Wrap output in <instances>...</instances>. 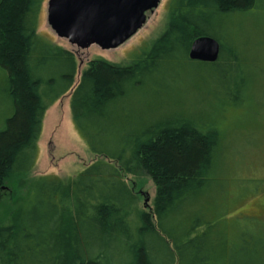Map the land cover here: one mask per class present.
<instances>
[{
	"label": "trees",
	"instance_id": "1",
	"mask_svg": "<svg viewBox=\"0 0 264 264\" xmlns=\"http://www.w3.org/2000/svg\"><path fill=\"white\" fill-rule=\"evenodd\" d=\"M44 2L0 0V84L11 110L0 129V189L34 170L45 115L72 90L73 124L105 161L66 181L34 179L28 201L0 224V264H264V220L243 230L238 220L237 232L227 221L223 131L178 98L196 65L217 104L245 103L253 70L236 21L264 0H170L160 36L124 64L92 60L77 85L74 53L39 33ZM200 37L219 42L216 63L190 60ZM124 175L152 179L151 212Z\"/></svg>",
	"mask_w": 264,
	"mask_h": 264
},
{
	"label": "rangeland",
	"instance_id": "2",
	"mask_svg": "<svg viewBox=\"0 0 264 264\" xmlns=\"http://www.w3.org/2000/svg\"><path fill=\"white\" fill-rule=\"evenodd\" d=\"M169 1L162 0L154 12L148 13L146 25L131 40L114 50L105 51L98 46L81 50L67 40L58 38L47 21L49 0H45L42 5L39 33L74 53L78 63L75 80L77 85L92 60L102 58L111 63L124 64L140 47L160 36L166 26ZM237 20L239 31L242 32H239L241 51L248 61V67L253 70L252 83L244 91L247 98L245 103L241 106L229 103L222 106L220 102L217 104L215 96L218 90L214 83L207 81L210 74L206 72L200 75L202 77L198 76L199 67L196 65L190 66L188 97H178L183 101L187 100L192 115L206 117V120L214 122L223 131L224 157L230 162L228 172L224 173L227 179L224 189L229 194L227 221L231 232L238 231V227L234 228L238 220L241 230L252 224L249 220L251 218L264 220V10L253 11ZM244 31L250 38L243 36ZM249 71L246 68L243 77H249ZM202 78L203 82L200 80ZM1 89L2 87L0 129L5 118L11 116V110L7 106L8 97ZM231 89H236L235 82ZM71 95L72 92H69L61 98L45 115L34 170L28 175L11 179L0 189V224L7 223L11 212L28 201L34 179L56 176L66 181L97 161H105L103 157L89 151L77 132L70 110ZM124 178L137 194L139 206L151 212L156 196L152 179L147 175H124ZM147 197L150 199L148 207L145 206Z\"/></svg>",
	"mask_w": 264,
	"mask_h": 264
},
{
	"label": "water",
	"instance_id": "3",
	"mask_svg": "<svg viewBox=\"0 0 264 264\" xmlns=\"http://www.w3.org/2000/svg\"><path fill=\"white\" fill-rule=\"evenodd\" d=\"M162 0H49L47 21L60 39L78 49L98 46L114 50L131 40L147 23ZM221 46L211 37H200L190 50V60L216 63ZM73 92V90L71 91ZM149 197L145 199L148 207Z\"/></svg>",
	"mask_w": 264,
	"mask_h": 264
}]
</instances>
